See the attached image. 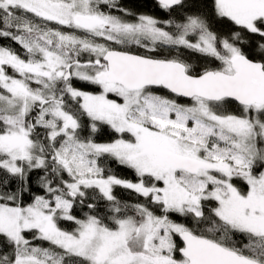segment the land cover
Returning <instances> with one entry per match:
<instances>
[{
  "label": "snow or ice",
  "instance_id": "obj_1",
  "mask_svg": "<svg viewBox=\"0 0 264 264\" xmlns=\"http://www.w3.org/2000/svg\"><path fill=\"white\" fill-rule=\"evenodd\" d=\"M157 3L0 0V264H264V0Z\"/></svg>",
  "mask_w": 264,
  "mask_h": 264
},
{
  "label": "trees",
  "instance_id": "obj_2",
  "mask_svg": "<svg viewBox=\"0 0 264 264\" xmlns=\"http://www.w3.org/2000/svg\"><path fill=\"white\" fill-rule=\"evenodd\" d=\"M211 2L212 0H187V3L189 5V12H199L202 14H205L209 17V19L212 22L211 27L214 30L217 31H224L226 29H223L221 27V25L217 22L214 21V18L212 16V11H211ZM120 3L125 7L130 9L133 13L135 14H146V15H151L154 17H158L161 20L163 19H167L168 18V13H166L165 11H163L158 3L156 2V0H120ZM2 45H7V46H11L14 48H19L18 45H15L13 43H10L7 40H4L2 42ZM134 51H139V52H144L143 49H133ZM165 55H169V53H164ZM172 55H175L176 53H171ZM182 56L184 59H187L189 62L200 66L202 63H204L206 61L207 58L201 56L198 53H193L187 50H184L182 52ZM79 87H83L85 90H89V91H95V87L94 86H88V85H83V84H79ZM115 138V134L113 132H111L110 129H108L106 126L101 128V131L98 132L96 134V139L97 142H110L111 140H113ZM107 165L108 167H110L112 169L113 172H115V174H117L120 177L135 181L136 177L134 175V173L132 172V170L130 169H126L122 166H119L115 161L109 159L107 161ZM114 194L121 199L122 201H126L128 203H134L138 200H142V197H138L137 194H135L134 192H132L131 190L128 189H124L121 187H116L114 189ZM98 204L100 205L101 208L104 209V211H107L105 205L107 204L106 201H98ZM77 211V214L83 218L84 212L83 211H78V210H74ZM86 211V210H85ZM173 219H176L177 221H181L182 218L178 217V216H173ZM61 227L69 229L72 227V225L68 222H61ZM37 243H45V242H39L37 241Z\"/></svg>",
  "mask_w": 264,
  "mask_h": 264
},
{
  "label": "water",
  "instance_id": "obj_3",
  "mask_svg": "<svg viewBox=\"0 0 264 264\" xmlns=\"http://www.w3.org/2000/svg\"><path fill=\"white\" fill-rule=\"evenodd\" d=\"M156 2H157V0H156Z\"/></svg>",
  "mask_w": 264,
  "mask_h": 264
}]
</instances>
